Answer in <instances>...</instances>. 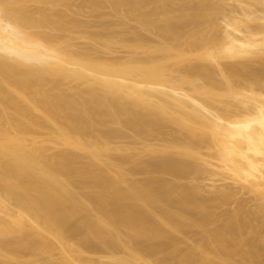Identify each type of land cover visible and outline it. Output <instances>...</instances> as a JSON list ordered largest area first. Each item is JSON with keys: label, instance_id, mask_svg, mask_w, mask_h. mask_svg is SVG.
<instances>
[{"label": "bare ground", "instance_id": "obj_1", "mask_svg": "<svg viewBox=\"0 0 264 264\" xmlns=\"http://www.w3.org/2000/svg\"><path fill=\"white\" fill-rule=\"evenodd\" d=\"M0 264H264V0H0Z\"/></svg>", "mask_w": 264, "mask_h": 264}, {"label": "rangeland", "instance_id": "obj_2", "mask_svg": "<svg viewBox=\"0 0 264 264\" xmlns=\"http://www.w3.org/2000/svg\"><path fill=\"white\" fill-rule=\"evenodd\" d=\"M180 64H174L175 67H178Z\"/></svg>", "mask_w": 264, "mask_h": 264}]
</instances>
